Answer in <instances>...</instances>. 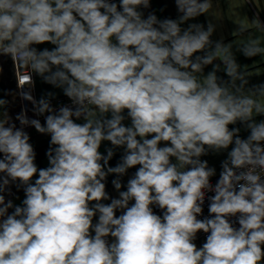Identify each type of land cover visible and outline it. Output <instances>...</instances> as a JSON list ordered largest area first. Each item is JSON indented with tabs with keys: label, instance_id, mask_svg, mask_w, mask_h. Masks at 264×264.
Instances as JSON below:
<instances>
[{
	"label": "clouds",
	"instance_id": "clouds-1",
	"mask_svg": "<svg viewBox=\"0 0 264 264\" xmlns=\"http://www.w3.org/2000/svg\"><path fill=\"white\" fill-rule=\"evenodd\" d=\"M151 2L0 0L22 102L13 117L0 95V264H264V81L197 22L213 0H174L175 19ZM253 28L259 11L235 31ZM237 51L264 57L260 37ZM29 127L50 137L45 167Z\"/></svg>",
	"mask_w": 264,
	"mask_h": 264
},
{
	"label": "crops",
	"instance_id": "crops-1",
	"mask_svg": "<svg viewBox=\"0 0 264 264\" xmlns=\"http://www.w3.org/2000/svg\"><path fill=\"white\" fill-rule=\"evenodd\" d=\"M255 5V6H254ZM147 11H155L160 18H173L175 19L178 15L174 0H152L151 8ZM259 11L260 19L264 21V0H213V8L207 14L208 17L201 16L198 18L197 22L205 23L207 19L216 25V32L214 33L212 39L220 40L223 38L225 43L231 42L233 45V51L236 54L237 62L241 65V70L245 71L251 77V83H259L264 81V57L257 56L254 58H246L237 51V48L247 39L253 37H260L262 46H264V33L259 30L252 29L250 33H245L242 36L239 35L235 30L237 25L241 22L250 23V20L257 15ZM51 47L50 45H44L41 47ZM218 62V61H217ZM211 66L206 69V72L210 70ZM17 71L18 69L14 67L12 61L8 57H0V95L7 94V98L12 101L8 107V114L13 117L15 114L19 113L21 110V101L15 97V90L17 89ZM222 75V73H221ZM52 90L51 86L42 83L39 79L36 80L35 89L33 95L36 98L41 97L46 91ZM58 91V90H57ZM59 96H62L60 94ZM32 105L29 103V109ZM29 117H33L31 111L28 112ZM43 117V116H41ZM0 118H2V113H0ZM44 117L42 119L43 123ZM19 127V124L17 123ZM31 136V143L37 152L36 163L39 167L47 166V159L45 152L49 146L50 137L47 135H41L35 131L34 128L26 129ZM110 146L108 142H104L101 147V151L104 152L105 147ZM122 150H117V155L110 161L112 166H115L120 159V154ZM225 158L224 154L212 155L209 154L202 159H207L210 166H214L217 170V176L220 171V163ZM134 169L129 171V176L132 174ZM114 176L108 177L107 191L113 197L117 196L114 190L111 180ZM214 178V177H213ZM124 181L128 179L125 176ZM123 190V189H122ZM15 195H18L20 199H14V197H9L14 199L16 204H20L23 199V192H16V189H12ZM204 242V239H198V246Z\"/></svg>",
	"mask_w": 264,
	"mask_h": 264
},
{
	"label": "built area",
	"instance_id": "built-area-1",
	"mask_svg": "<svg viewBox=\"0 0 264 264\" xmlns=\"http://www.w3.org/2000/svg\"><path fill=\"white\" fill-rule=\"evenodd\" d=\"M21 73H20V71L18 70L17 71V76H19ZM17 79V78H16ZM16 82H17V80H16ZM24 104H26L27 105V107L29 108V103L28 102H23ZM58 103H69V101L67 100V98L66 97H64L63 95L62 96H59V98H58V100H54L53 101V104L55 105V104H58ZM21 104H22V102H21ZM41 121H42V119H43V117H38ZM218 177V176H217ZM217 177H214V178H212V182L213 183H215V181H216V179H217ZM204 215L206 216L207 215V203L205 204V211H204ZM198 239H204L205 240V234H203V233H200V234H198Z\"/></svg>",
	"mask_w": 264,
	"mask_h": 264
}]
</instances>
